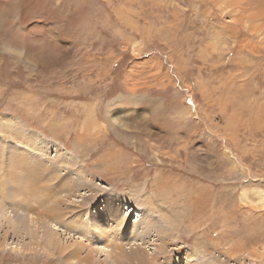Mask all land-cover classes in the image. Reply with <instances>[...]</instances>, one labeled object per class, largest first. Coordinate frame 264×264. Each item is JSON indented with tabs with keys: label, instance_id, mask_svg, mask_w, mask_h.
Here are the masks:
<instances>
[{
	"label": "rangeland",
	"instance_id": "rangeland-1",
	"mask_svg": "<svg viewBox=\"0 0 264 264\" xmlns=\"http://www.w3.org/2000/svg\"><path fill=\"white\" fill-rule=\"evenodd\" d=\"M0 264H264V0H0Z\"/></svg>",
	"mask_w": 264,
	"mask_h": 264
},
{
	"label": "bare ground",
	"instance_id": "bare-ground-1",
	"mask_svg": "<svg viewBox=\"0 0 264 264\" xmlns=\"http://www.w3.org/2000/svg\"><path fill=\"white\" fill-rule=\"evenodd\" d=\"M131 110V109H130ZM116 111H118V112H116V113H120V114H122V113H126L127 111H128V109L127 108H120V109H117ZM115 113V112H114ZM114 113H112V115L114 114ZM114 116V115H113ZM112 121L114 122V124L115 125H117L118 127H121V128H124V127H126L125 125H122V124H119L118 123V121H117V118H113L112 117ZM19 136H20V138L21 137H25V138H27L28 136H26L24 133H22V134H19ZM63 147H62V149H61V151H63ZM64 154H66V152H64ZM68 156H69V158L71 159V156H70V154H67ZM74 161H76L75 159H74ZM84 172V171H83ZM28 177V176H27ZM30 177L32 178V175H30ZM28 181H29V179H28ZM74 183H75V181H74ZM79 186H81V184H78L77 186H76V188H78ZM75 188V189H76ZM76 201V200H75ZM121 201H123V203L125 202V206H128L129 204H131V206H128V208H127V210H129L130 208H131V211H133V213H134V215L133 216H137V217H140V214L139 213H136V212H138L137 210V208H134V205L132 204V201H130L128 198H123ZM105 202V201H104ZM103 202V203H104ZM107 203V202H106ZM108 204V206H107V208H106V210L107 211H104V212H106V213H96L97 214V216L99 215L100 217L99 218H97V220H96V222L93 220V218L91 219V220H89V217H87L88 215V213L90 214V212H89V210L86 212V213H83V215H80L79 213H76V214H74V221H79V222H81L80 220H83L82 222H81V227H83V226H87V228H79L80 227V225H74V229L75 230H77V231H79V233H81V234H88V237L89 238H91V239H94V238H96L97 236H100V237H104L105 235H103V233L104 232H102V230H103V228L105 227V224L108 222V221H106V222H104V223H102V220L100 219V218H102V216L103 217H106L107 218V216H106V214H108V213H112V212H115L114 210L116 209V208H114V206L113 205H109V203H107ZM123 206V205H122ZM8 209H9V207H7ZM118 208V207H117ZM48 209V208H47ZM59 215V214H58ZM87 218H86V217ZM110 217L112 218L113 217V215H110ZM7 218V217H6ZM54 220V219H53ZM113 221H116L117 219H115V218H113L112 219ZM8 223H9V225H10V227H12V226H14L15 224H18V222L17 221H15L14 220V218L12 217V218H10V220L8 221ZM45 223V222H44ZM76 223V222H75ZM78 223V222H77ZM69 224V223H68ZM93 227V228H92ZM16 228V227H15ZM96 229H98V230H100L101 231V233H98V232H95L96 231ZM106 229V228H105ZM92 230V231H91ZM55 232V231H54ZM105 238V237H104ZM56 239V238H55ZM117 244V243H116ZM116 247H122V245L119 243L118 245H116ZM118 249V248H117ZM123 254V253H122ZM119 255V254H118ZM123 256V255H122ZM92 258V257H91ZM115 258V257H114ZM91 260V259H90ZM92 261V260H91Z\"/></svg>",
	"mask_w": 264,
	"mask_h": 264
}]
</instances>
